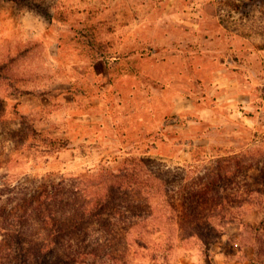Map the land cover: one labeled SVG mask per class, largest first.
Segmentation results:
<instances>
[{
	"label": "rangeland",
	"instance_id": "obj_1",
	"mask_svg": "<svg viewBox=\"0 0 264 264\" xmlns=\"http://www.w3.org/2000/svg\"><path fill=\"white\" fill-rule=\"evenodd\" d=\"M125 162L172 176L154 193L167 213L216 164L232 170L222 190L249 202L235 220L264 208V0H0V264H16L4 223L23 196L57 193L67 212L76 179ZM176 213L105 214L110 233L93 220L73 243L100 251L68 259L65 240L57 264H175L179 239L205 252L224 227L202 242Z\"/></svg>",
	"mask_w": 264,
	"mask_h": 264
},
{
	"label": "trees",
	"instance_id": "obj_2",
	"mask_svg": "<svg viewBox=\"0 0 264 264\" xmlns=\"http://www.w3.org/2000/svg\"><path fill=\"white\" fill-rule=\"evenodd\" d=\"M231 172L230 167L216 164L200 181L184 184L182 191L185 193L180 197L181 207L179 210L172 208V213L175 211L182 219L188 221L189 225L186 223L184 227L194 229L197 237L203 239L202 242L210 240L208 236L215 232L216 227H222L227 222L235 220L240 205L249 204L245 198L238 200L232 193L222 190L231 187L233 180L228 175ZM90 179L78 178L70 188H67L66 193L72 195L67 212L59 208L63 197L58 196L57 193L54 196L48 193L44 195V189L32 194L30 198L28 196L21 198L23 208L15 210V213L12 211L10 218L12 222L4 223L10 227L6 228L5 233L11 235L10 241L13 244L10 245L18 256L16 264H57L61 258L58 249L62 242L66 240V244L69 243L67 245L73 248L74 237L87 236L89 227L93 226V220L100 225L96 227L99 232L102 230L110 233L114 229L107 224L109 221L104 222L107 220L105 214L113 213L115 216L124 215L127 218L129 214L132 217H142L146 213L145 216L150 220L158 218L168 220L170 217L171 212H165L169 205L164 200L167 198L162 197L157 200L154 193L170 183L172 176H166L160 181V177L157 179L151 172L137 168L135 163L125 162L116 172L101 173ZM63 184L64 182H60L57 185L64 187ZM209 200L215 204V208H204V203ZM49 204L52 208H49ZM170 206L172 207L171 203ZM6 215L8 217L10 214ZM19 224L26 228L19 230L14 228ZM161 226L164 227L160 223L153 226L151 232H159ZM143 228L144 226L138 227L137 223H134L125 232L127 235L131 231V239L139 245L137 239H140ZM0 229L5 228L0 226ZM32 229L36 230L34 235H31ZM24 235L32 243L28 249L22 248L20 243L25 238ZM82 243L81 247L76 246L69 252H63V255L70 259L73 253L95 254L96 251H100V246L89 244L86 238L82 239ZM104 250L106 255L115 251L114 248L111 250L106 246Z\"/></svg>",
	"mask_w": 264,
	"mask_h": 264
},
{
	"label": "crops",
	"instance_id": "obj_3",
	"mask_svg": "<svg viewBox=\"0 0 264 264\" xmlns=\"http://www.w3.org/2000/svg\"><path fill=\"white\" fill-rule=\"evenodd\" d=\"M179 248L175 264H264V208H253L241 219L226 223L205 252L185 249L181 239ZM162 260L167 264L166 257Z\"/></svg>",
	"mask_w": 264,
	"mask_h": 264
}]
</instances>
